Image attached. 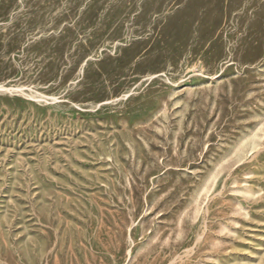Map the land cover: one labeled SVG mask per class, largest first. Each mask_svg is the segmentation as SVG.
Segmentation results:
<instances>
[{
	"label": "rangeland",
	"instance_id": "1",
	"mask_svg": "<svg viewBox=\"0 0 264 264\" xmlns=\"http://www.w3.org/2000/svg\"><path fill=\"white\" fill-rule=\"evenodd\" d=\"M0 264H264V0H0Z\"/></svg>",
	"mask_w": 264,
	"mask_h": 264
}]
</instances>
